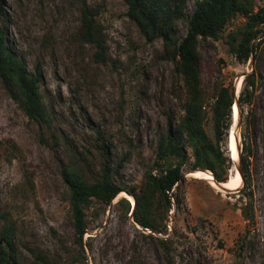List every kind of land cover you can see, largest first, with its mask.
<instances>
[{"label":"rangeland","instance_id":"obj_1","mask_svg":"<svg viewBox=\"0 0 264 264\" xmlns=\"http://www.w3.org/2000/svg\"><path fill=\"white\" fill-rule=\"evenodd\" d=\"M195 1H187L186 17ZM252 1L254 11L264 9V0ZM83 4L93 12L103 60L79 37ZM0 12L9 47L29 73L40 69L42 100L52 117L49 126L28 121L0 80V214L18 228V264H264V68L251 60L240 63L230 53L228 36L245 24L241 15L228 22L220 40L199 41L197 49L205 129L211 137L209 118L219 87L235 89L242 77L240 93L245 74L256 69L253 115L246 120L250 109L242 106L229 129V134L232 127L235 131L237 160L228 140L224 148L232 160L230 177L241 164L243 138L252 149L256 139L257 156L250 161L253 222L240 211L249 203L242 178L236 190L217 192L190 175L194 160L188 149L174 191L180 204L165 215L157 211L165 228L147 233L128 213L131 202H119L122 197L110 205L92 200L80 244L61 171L74 167L89 182L96 180L105 157L101 134L110 142L113 168L127 157L119 175L112 176L116 184L141 187L155 168L157 142L167 123L183 116L182 77L162 41L147 42L129 20L123 0H3ZM185 32L181 21L177 36ZM239 40L237 35L234 44ZM259 50L264 52V41Z\"/></svg>","mask_w":264,"mask_h":264},{"label":"trees","instance_id":"obj_2","mask_svg":"<svg viewBox=\"0 0 264 264\" xmlns=\"http://www.w3.org/2000/svg\"><path fill=\"white\" fill-rule=\"evenodd\" d=\"M187 1L123 0L127 6V17L138 27L145 40L151 43L160 39L165 50L169 52L170 59L176 62L184 90L183 116L178 122L167 123L166 133L157 142L155 168L145 174L141 187H121L116 184L112 176L119 175L127 157L123 156L116 168H113L109 160L110 142L108 143L101 134L98 138L99 149L105 157L96 180L89 182L74 167L61 171L69 194V210L74 231L80 244L86 230L85 209L89 207L90 202L96 200L110 205L122 192L134 199V206L128 213H131L137 225L156 232L160 231L161 227L165 228L162 226L164 218L159 220L157 211L160 208L165 215L174 205L179 206L181 197L174 191L178 190L183 178V167L189 160L188 149L194 160L191 172L209 171L217 183H226L229 180L232 163L224 148L231 126L232 107L236 102L238 117L242 115V106L250 109L249 113H246V120L249 114L253 115L256 69L245 74L237 100L234 89L223 85L219 87L209 118L213 134L211 137L205 129L207 112L200 83L197 45L199 41L220 40L221 32L228 22L236 15H241L245 24L236 34L228 36L230 53L240 63L251 60V63L257 62L264 68V52L259 50L264 41V9L254 11L252 0H196L192 14L186 17ZM2 4L3 0H0V11ZM181 21L186 25V32L179 38L177 26ZM98 35L93 12L83 4L79 37L83 42L93 44L97 49V56L103 60L104 46ZM237 35H240V40L234 44ZM255 41L256 45L253 44ZM0 80L28 121L49 126L52 117L42 100L40 69L35 66L33 74L28 72L23 60L9 47L5 25L0 26ZM254 121L255 119L253 124ZM254 146L252 149L249 143L246 144V138H243L239 166L244 184L242 195L249 201L240 211L249 223L254 220L250 161L252 157L254 160L257 156L256 139ZM154 170L157 173H153ZM119 202L128 205L125 198ZM0 221L3 223L0 229V264H18V228L14 222L1 214ZM45 263L51 264L47 260Z\"/></svg>","mask_w":264,"mask_h":264},{"label":"bare ground","instance_id":"obj_3","mask_svg":"<svg viewBox=\"0 0 264 264\" xmlns=\"http://www.w3.org/2000/svg\"><path fill=\"white\" fill-rule=\"evenodd\" d=\"M241 84H242V77L239 78V81L235 85V90L237 94L239 93ZM237 119H238V108L236 107V108H233V120L236 122ZM228 148H229V152L231 154L232 159L236 161L237 160V141L235 140V131L233 127L231 128V131L229 134ZM190 175L196 179L207 181L213 187V189H215L217 192H225L226 190L227 191L236 190L241 183V177L237 172H235L234 168H232L231 170V176L229 177V180L220 186H218L217 184H215V182H213V177L211 176L209 172L198 170V171H194L190 173ZM118 196L128 199L133 205L132 198L126 195L124 192L120 193Z\"/></svg>","mask_w":264,"mask_h":264},{"label":"water","instance_id":"obj_4","mask_svg":"<svg viewBox=\"0 0 264 264\" xmlns=\"http://www.w3.org/2000/svg\"><path fill=\"white\" fill-rule=\"evenodd\" d=\"M239 81V79L237 80V82ZM236 82V83H237ZM234 93L236 94V91H235V89H234ZM235 106H237L236 104H234L233 105V107H232V117H233V108H236ZM236 140V139H235ZM237 152H239L238 151V149H237ZM238 156H239V153H238ZM232 161V160H231ZM194 172V171H193ZM206 172H208V171H206ZM235 172H237L239 175H241L240 174V170H239V166L237 167V169H235ZM192 173V172H191ZM210 173V172H209ZM211 174V173H210ZM212 176V175H211ZM213 177V176H212ZM242 178V177H241ZM213 182H215V184H217L218 186H220V185H222L223 183H217L214 179H213ZM225 192H227V190L225 191ZM125 193V192H124ZM126 194V193H125ZM126 195H128V194H126ZM129 196V195H128ZM131 197V196H130ZM132 198V197H131ZM126 199V198H125ZM126 200H128V199H126ZM132 200H133V205H132V207L134 206V199L132 198ZM129 201V200H128ZM130 215H131V213H130Z\"/></svg>","mask_w":264,"mask_h":264},{"label":"built area","instance_id":"obj_5","mask_svg":"<svg viewBox=\"0 0 264 264\" xmlns=\"http://www.w3.org/2000/svg\"><path fill=\"white\" fill-rule=\"evenodd\" d=\"M172 191H173V190H172ZM171 200H172V202H173V198H172ZM145 231H146L147 233H151L149 229H145ZM158 235H159L160 237H162L161 234H158Z\"/></svg>","mask_w":264,"mask_h":264}]
</instances>
